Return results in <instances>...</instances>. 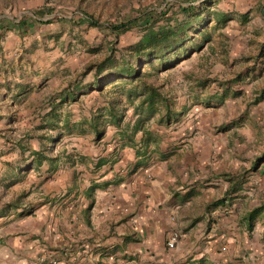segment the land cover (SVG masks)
I'll return each instance as SVG.
<instances>
[{
    "label": "crops",
    "instance_id": "0c3cea01",
    "mask_svg": "<svg viewBox=\"0 0 264 264\" xmlns=\"http://www.w3.org/2000/svg\"><path fill=\"white\" fill-rule=\"evenodd\" d=\"M36 93L7 103L10 94H0V130L12 125L13 140L34 150L36 113L47 111ZM170 139L70 142L62 147L71 160L55 169L1 154L0 264H254L248 244L253 251L259 213L248 214L260 188L227 154L238 142ZM18 195L22 204L6 205Z\"/></svg>",
    "mask_w": 264,
    "mask_h": 264
},
{
    "label": "trees",
    "instance_id": "16d2710c",
    "mask_svg": "<svg viewBox=\"0 0 264 264\" xmlns=\"http://www.w3.org/2000/svg\"><path fill=\"white\" fill-rule=\"evenodd\" d=\"M79 1L80 8L66 13L68 17L53 15L41 19L51 13V8L43 4L31 10L30 15L19 16L17 21L0 18L1 33L14 31L23 34L36 23L57 22L68 28L85 24L96 27L105 35L102 43L84 46L93 57L72 78H67L41 100L42 104L47 103V111L36 113L40 131L35 138L42 145L34 150L25 141L13 140L14 127L11 125L4 132L0 130L3 141L0 145L4 146V149L0 147V155L15 156L12 159L15 163L24 162L32 155L35 166L47 161L49 169H55L61 157L65 161L71 160V154L63 145L55 147L63 136L99 142L110 130V139L116 140L117 137L119 142H159L164 129L178 123L190 105H222L228 96L237 94L233 85L239 75L225 80L199 76L188 85L182 99L166 81L170 69L209 42L211 30L226 25L228 15L213 7L216 0H201L198 5L196 0H172L159 10L148 7L131 9L104 22L93 16L92 0ZM260 1L259 12L264 19V0ZM239 18L246 21L247 13L240 14ZM129 30L135 31L136 39L118 47L120 35ZM4 85L7 91L10 83ZM12 85L16 90L6 103L21 101L30 91H37L40 84L33 88L27 83ZM89 94H92L93 101L88 104L84 97ZM263 97L264 88H261L251 103ZM75 103L80 106L77 114L66 108ZM5 117L10 122L11 114ZM149 122L155 125L154 129L148 127ZM23 135L24 139L31 137L28 132ZM25 151L28 154L25 155ZM263 156L264 153L252 160L250 169H255ZM20 199V195L16 196L6 205L15 209L21 204ZM258 213L263 216L264 236V202L250 212L248 218Z\"/></svg>",
    "mask_w": 264,
    "mask_h": 264
},
{
    "label": "rangeland",
    "instance_id": "374dc122",
    "mask_svg": "<svg viewBox=\"0 0 264 264\" xmlns=\"http://www.w3.org/2000/svg\"><path fill=\"white\" fill-rule=\"evenodd\" d=\"M171 1L92 0L93 16L99 22H104L117 13L131 9L148 7L159 10L165 3ZM200 1L196 0L195 3L198 5ZM260 2V0L214 1L213 7L228 15L226 25L211 30L209 42L170 69L166 81L182 99L188 85L199 76L225 80L239 75L240 78L233 85V90L237 94L228 96L222 105H190L186 115L175 125L164 129L162 133L163 136H173L171 142H227V144L238 142L236 146H226L227 154L243 162L241 164L245 176H253L256 180L260 188L258 199L261 204L264 202V156L260 158L255 169H250L249 163L264 153V97L256 103H251L259 90L264 88V19L259 12ZM43 4L51 8L50 14L41 17L44 20L53 15L68 17L66 13L79 9L78 5L81 2L0 0V18L17 21L19 16L30 15L31 10ZM242 13H247V20L244 22L239 18ZM135 34L134 30L122 33L117 46L132 43L136 39ZM104 36L96 27L81 24L68 28L57 22L36 23L23 34L14 31L0 32V80H2L0 94L5 91V82L11 84L5 91L9 94L16 90L13 83H27L31 88L40 84L36 96L37 100L40 98H42L40 101L43 100L47 93L60 87L67 78H72L74 73L93 57L87 53L84 46L102 43ZM91 97L92 94L85 96V103L92 102ZM78 106L75 103L66 108L77 114ZM229 124L231 130L219 131L220 126ZM148 127L154 129L155 125L149 122ZM110 132L107 130L99 142H111ZM58 142L56 148L65 144L70 148V142L90 141L83 137L63 136ZM20 200L22 204L25 199L21 197ZM258 216L259 226H254L251 230L254 234L258 231L257 241H252L253 251L251 245H248L254 264L256 256L259 257V264H264L263 216L261 213Z\"/></svg>",
    "mask_w": 264,
    "mask_h": 264
},
{
    "label": "built area",
    "instance_id": "2783aa9c",
    "mask_svg": "<svg viewBox=\"0 0 264 264\" xmlns=\"http://www.w3.org/2000/svg\"><path fill=\"white\" fill-rule=\"evenodd\" d=\"M176 233L175 232H172L170 235H169V238L167 240V246H172L174 241H175V238H176Z\"/></svg>",
    "mask_w": 264,
    "mask_h": 264
}]
</instances>
